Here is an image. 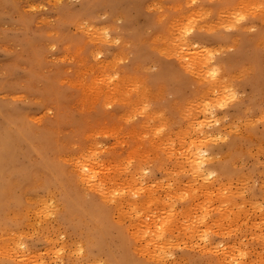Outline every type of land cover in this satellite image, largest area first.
Masks as SVG:
<instances>
[{
    "label": "rangeland",
    "instance_id": "1",
    "mask_svg": "<svg viewBox=\"0 0 264 264\" xmlns=\"http://www.w3.org/2000/svg\"><path fill=\"white\" fill-rule=\"evenodd\" d=\"M260 16L263 0H0V264H264Z\"/></svg>",
    "mask_w": 264,
    "mask_h": 264
},
{
    "label": "bare ground",
    "instance_id": "2",
    "mask_svg": "<svg viewBox=\"0 0 264 264\" xmlns=\"http://www.w3.org/2000/svg\"><path fill=\"white\" fill-rule=\"evenodd\" d=\"M185 1H186V0H185ZM239 1H240V0H239ZM247 1H248V0H247ZM263 1H264V0H263ZM241 4H242V3H241ZM260 4H262V3H260ZM243 5H244V4H243ZM234 6H235V5H234ZM261 6H262V5H261ZM240 7H241V6H240ZM244 7H245V6H244ZM207 8H208V7H207ZM232 8H233V7H232ZM234 8H235V7H234ZM238 9H239V8H238ZM241 9H242V8H241ZM260 9H263V8L261 7ZM203 10H204V9H203ZM228 10H229V9H228ZM189 11H190V10H189ZM234 11H235V10H234ZM238 11H239V10H238ZM190 12H191V11H190ZM255 12H256V11H255ZM187 13H188V12H187ZM191 13H192V12H191ZM226 13H227V12H226ZM228 13L230 14L229 11H228ZM245 13H246V12H245ZM208 14H209V13H208ZM229 14H228V15L226 14V15L229 16V18L231 19L233 16L231 17L230 15H233L234 13L232 12V14H230V15H229ZM237 14H238V13H237ZM193 15H194V14H193ZM219 15H220V14H219ZM204 17H205V16H204ZM219 17H220V16H219ZM234 17L236 18V15H235ZM238 17H240V16H238ZM184 18H185V17H184ZM186 18H187V17H186ZM220 18H222V17H220ZM220 18H219V21L222 20L223 22H225V21L223 20V18H222V19H220ZM225 18H226V17H225ZM179 19H180V18H179ZM187 19H188V18H187ZM215 19H217V18L215 17ZM226 19H227V18H226ZM226 19H225V20H226ZM232 19H233V18H232ZM232 19L230 20L231 22H232ZM262 19H264V18H262ZM191 20H192V19H191ZM233 20H235V19H233ZM236 20H237V19H236ZM236 20H235V23H234V24H236V22H237ZM177 21H178V20H177ZM219 21H218V23H219ZM158 22H159V21H158ZM223 22H222V24H223ZM227 23H228V22L226 21V24H227ZM229 23H230V22H229ZM229 23H228V25H229ZM168 24H169V23H168ZM170 24H171V23H170ZM176 24H177V23H176ZM214 24H215V23H214ZM216 24H217V23H216ZM222 24H221V25H222ZM231 24H232V23H231ZM185 25H186V24H185ZM194 25H195V24H194ZM211 25H212V24H211ZM218 25H219V24H218ZM232 25H233V24H232ZM209 26H210V25H209ZM209 26H208V27H209ZM222 26H223V25H222ZM249 26H250V24H249ZM251 26H252V25H251ZM180 27H181V26H180ZM196 27H198V26H196ZM203 28H204V27H203ZM203 28H202V29H203ZM206 28H207V27H206ZM212 28H213V25H212ZM244 28H246V27H244ZM167 29H168V28H167ZM172 29H173V28H172ZM186 29H188V27H187ZM247 29H248V28H247ZM212 30H214V29H212ZM88 31H89V30H88ZM97 32H99V31H97ZM241 33H242V32H241ZM170 35H171V34H170ZM93 36H94V35H93ZM249 36H250V35H249ZM164 37H165V36H164ZM233 38H234V37H233ZM159 39H160V38H159ZM171 39H172V38H171ZM185 39H186V38H185ZM146 40H147V39H146ZM178 40H179V39H178ZM234 41H235V38H234ZM235 42H236V41H235ZM256 42H257V41H256ZM152 43H153V42H152ZM173 43H174V42H173ZM179 43H180V41H179ZM174 44H175V43H174ZM183 44H184V43H182V45H183ZM170 45H171V44H170ZM216 45H217V44H216ZM232 45H233V44H232ZM214 46H215V45H214ZM227 46H228V45H227ZM229 46H230V45H229ZM175 47L178 48V46H175ZM222 47H223V46H222ZM171 48H172V47H171ZM176 48H174V49L176 50ZM184 48H185V47H184ZM213 49H214V48H213ZM215 49H216V48H215ZM179 50H180V49H179ZM209 50H210V49H209ZM166 51H167V50H166ZM169 51H170V50H169ZM192 51H194V50H192ZM210 51H212V50H210ZM174 52H175V51H174ZM182 52H183V51H182ZM189 52H190V51H189ZM196 52H197V51H196ZM198 52H199V51H198ZM164 53H166V52H164ZM184 53H185V51H184ZM187 53H188V52H187ZM192 53H193V52H192ZM166 54H167V53H166ZM188 54H190V53H188ZM201 54H202V53H201ZM205 54H206V53H205ZM196 56H197V55H196ZM206 56H207V55H206ZM210 56H211V55H210ZM182 57H183V56H182ZM193 58H194V57H192V59H193ZM203 58H204V57H203ZM209 58H210V57H209ZM189 59H191V58H188L187 61H188V62H191ZM194 59H195V58H194ZM196 59H197V60H196ZM196 59H195V60H196L197 62H199V63H197L196 61H194V63L196 62V65L198 64V67H199V65H200V68H201V67H202V66H201V65H202V63H201L202 60L199 58V56H197ZM199 59H200L201 62L199 61ZM121 60H122V59H121ZM185 61H186V60H185ZM192 61H193V60H192ZM181 62H183V60H181L180 63H181ZM208 62H209V61H208ZM183 63H184V62H183ZM192 63H193V62H191V64H192ZM200 63H201V64H200ZM203 63H204V60H203ZM204 64H205V63H204ZM215 65H216V64H215ZM233 65H234V64H233ZM90 66H91V65H90ZM145 66H146V64H145ZM147 66H148V65H147ZM192 66H193V65H192ZM93 67H94V66H93ZM185 67H187V66H185ZM195 67H196V66H195ZM198 67H196V68H198ZM206 67H207V66H206ZM214 67H215V66H214ZM134 68H135V67H134ZM187 68H188V67H187ZM143 69H144V68H143ZM143 69H142V70H143ZM147 69H148V68H147ZM147 69H146V70H147ZM203 69L206 70L205 67H203ZM203 69H199V71H200V70L204 71ZM208 69H209V68H208ZM210 69L212 70V68H210ZM218 69H219V68H218ZM245 69H246V68H245ZM194 70H195V69H194ZM239 70H240V69H239ZM78 71H79V70H78ZM86 71H87V70H86ZM86 71H85V72H86ZM199 71H198V73H199ZM202 71H200L202 74H198V75H203V73L205 74V72H202ZM207 71H208V70H206V73L208 74ZM209 71H210V70H209ZM248 71H249V70H248ZM196 72H197V71H196ZM215 72H216V71H215ZM215 72H213V73L215 74ZM209 73H210V72H209ZM216 73H217V72H216ZM234 73H235V72H234ZM234 73H233V74H234ZM194 74H195V73H194ZM196 74H197V73H196ZM214 74H213V75H214ZM224 74H225V73H224ZM245 74H246V73H245ZM210 75H212V73H211V74H208V77H209V78H212V80L215 79V78L219 79V78H218L219 76L216 77V75H215V77H214L213 75H212V76H210ZM84 76H85V75H84ZM205 76H206V75H205ZM91 77H92V76H91ZM202 77H203V76H202ZM213 77H214V78H213ZM232 77H234V76H232ZM239 77H240V76H239ZM241 77H242V75H241ZM92 78H93V77H92ZM130 78H132V77H130ZM121 79H122V78H121ZM206 79H208V78H206ZM229 79H230V78H229ZM122 80H123V79H122ZM122 80H121V81H122ZM219 80H220V79H219ZM219 80H218V81H219ZM209 81H210V79H209ZM214 81H215V80H214ZM220 81H221V80H220ZM220 81H219V82H220ZM230 81H231V80H230ZM83 82H84V81H83ZM109 82H110V81H109ZM115 82H116V81H115ZM129 82H130V81H129ZM138 82H139V81H138ZM138 82H137V83H138ZM141 82H142V81H141ZM112 83H113V82H112ZM211 83H212V81H211ZM217 83H218V82H217ZM77 84H78V83H77ZM132 84H133V83H132ZM214 84H216V83H214ZM92 85H93V84H92ZM116 85H117V84H116ZM116 85H114V88H117V87H115ZM219 85H220V84H219ZM220 86H221V85H220ZM126 87H127V86H126ZM259 87H260V86H259ZM86 88H87V87H86ZM107 88H108V86H107ZM129 88H130V87H129ZM136 88H138V87H136ZM136 88H135V89H136ZM207 88H208V87H207ZM109 89H110V88H109ZM144 89H145V87H144ZM208 89H209V88H208ZM211 89H212V88H211ZM213 89H214V88H213ZM217 89H218V88H217ZM84 90H85V89H84ZM111 90H112V89H111ZM115 90H116V89H115ZM130 90H131V89H129V91H130ZM206 90H207V89H206ZM148 91H149V90H148ZM216 91H217V90H216ZM241 91H242V90H241ZM88 92H89V91H88ZM100 92H101V91H100ZM102 92H103V91H102ZM110 92H111V91H110ZM110 92H108V93H110ZM119 92H120V91H119ZM149 92H150V91H149ZM160 92H161V91H160ZM213 92H214V91H213ZM123 93H124V92H123ZM262 93H263V92H262ZM94 94H95V93H94ZM219 94H220V92H219ZM106 95H107V94H106ZM120 95H122V94H120ZM125 95H126V93H125ZM125 95H124V96H125ZM155 95H156V94H155ZM215 95H216V93H215ZM217 95H218V94H217ZM205 96H208V95L206 94ZM205 96H203V97L205 98ZM219 96H222V95H218L217 98H215V96H213L214 98H212V99H215V100L217 99V100H218V97H219ZM252 96H253V95H252ZM106 97H107V96H106ZM109 97H110V96H109ZM120 97H122V96H120ZM125 97H126V96H125ZM144 97H145V96H144ZM154 97H155V96H154ZM203 97H201V98H203ZM223 97H224V96H223ZM209 98H211V97L209 96ZM128 99H129V98H128ZM152 99H153V98H152ZM212 99H210V100H212ZM232 99H233V98H232ZM137 100H138V98H137ZM185 100H186V99H185ZM208 100H209V99H208ZM215 100H213L214 104H215ZM125 101H127V100L125 99ZM192 101H193V99H192ZM196 101H197V99H196ZM202 101H203V100H202ZM205 101H206V100H205ZM230 101H231V100H230ZM121 102H122V101H121ZM133 102H134V101H133ZM139 102H140V101H139ZM206 102H207V101H206ZM211 102H212V101H211ZM211 102H210V103H211ZM213 102H212V106H213ZM216 102H217V101H216ZM127 103H128V102H127ZM196 103L198 104V102H196ZM135 104H136V106H137V103H135ZM140 104H141V103H140ZM145 104H146V103H145ZM204 104H205V103H204ZM217 104H218V103H217ZM220 104H221V103H220ZM150 105H151V104H150ZM190 105H191V103H190ZM190 105H189V106H190ZM192 105H195V104H192ZM208 105H209V104H208ZM185 106H186V105H185ZM185 106H184V107H185ZM195 106H196V105H195ZM197 106H198V105H197ZM137 107H138V106H137ZM137 107H136V108H137ZM148 107H149V106H148ZM148 107H147V108H148ZM175 107H176V106H175ZM192 107H193V106H192ZM205 107H206V106H205ZM205 107H203V108L201 107V108L203 109V111H202V110H198V111H200V112H204V111H206L207 108L204 109ZM207 107H209V106H207ZM138 108H139V107H138ZM185 108H186V107H185ZM185 108H182L183 111H186V110H184ZM211 108H212V107H211ZM199 109H200V108H199ZM134 110H135V109H134ZM137 110H138V109H137ZM139 110H140V109H139ZM150 110H151V109H149V111H150ZM187 110H188V109H187ZM132 111H133V110H132ZM144 111H145V110H144ZM144 111H143V112H144ZM161 111H163V110H161ZM183 111H180V114H182L181 112H183ZM260 111H261V110H260ZM143 112H142V113H143ZM150 112H151V111H150ZM189 112H190V111H189ZM213 112H214V111H213ZM133 113H134V112H133ZM145 114H146V112H145ZM183 114H184V113H183ZM183 114H182V115H183ZM204 114H205V113H204ZM208 114H209V113H208ZM262 114H263V113H262ZM153 115H154V114H153ZM186 115H187V114H185L184 116H186ZM188 115H189V114H188ZM188 115H187V116H188ZM205 115H206V114H205ZM216 115H217V114H216ZM218 115H219V114H218ZM162 116H163V115H162ZM202 116H203V115H202ZM220 117H221V116H220ZM260 117H261V116H260ZM194 118H196V116H195ZM204 118H205V117H204ZM215 118H217V117H215ZM176 119H177V118H176ZM201 119H202V118H201ZM201 119H200V120H201ZM144 120H145V119H144ZM174 120H175V119H174ZM208 120H209V119H208ZM189 121H190V119H189ZM195 121H196V120H195ZM202 121H204V119H203ZM202 121H201V124L204 123V122H202ZM209 121H210V120H209ZM237 121H238V120H237ZM260 121H261V120H260ZM142 122H143V121H142ZM199 122H200V121H199ZM199 122H198V123H199ZM205 122H206V121H205ZM251 122H252V121H251ZM254 122H255V120H254ZM4 123H5V122H4ZM207 123H208V122H207ZM249 123H250V121H249ZM154 124H155V123H154ZM225 124H226V123H225ZM186 125H189V124H186ZM227 125H228V124H227ZM229 125H230V124H229ZM183 126H184V125H183ZM224 126H225V125H224ZM102 127H103V126H102ZM119 127H120V126H119ZM131 127H132V126H131ZM200 127H201V125H200ZM228 127H229V126H228ZM234 127H235V125H234ZM234 127H233V128H234ZM192 128H193V127H192ZM192 128H191V129H192ZM194 128H195V127H194ZM194 128H193V129H194ZM263 128H264V127H263ZM196 129H199V130L201 131V128L196 127ZM235 129H236V128H235ZM103 130H104V129H103ZM178 130H179V129H178ZM205 130H206V129H205ZM236 130H237V129H236ZM179 131H180V130H179ZM195 131H197V130H195ZM239 131H240V130H239ZM153 132H154V131H153ZM182 132H183V130H182ZM192 132H193V131H192ZM213 132H214V130H213ZM224 132H225V131H224ZM235 132H236V131H235ZM240 132H241V131H240ZM130 133H131V132H130ZM132 133H133V132H132ZM139 133H140V132H139ZM139 133H138V134H139ZM141 133H142V132H141ZM154 133H155V132H154ZM176 133H177V132H175V134H176ZM184 133H185V132H184ZM190 133H191V132H190ZM197 133H198V132H197ZM114 134H115V133H114ZM143 134H144V133H143ZM143 134H142V135H143ZM167 134H168V133H167ZM188 134H189V133H188ZM195 134H196V133H195ZM210 134H211V133H210ZM235 134H236V133H235ZM142 135H141V136H142ZM146 135H147V134H146ZM181 135H182V134H181V132H180V134H179V138H180ZM213 135H214V134H213ZM215 135H216V134H215ZM243 135H244V134H243ZM261 135H262V134H261ZM13 136H14V135H13ZM138 136H139V135H138ZM141 136H140V137H141ZM155 136H156V135H155ZM167 136H168V135H167ZM167 136H166V137H167ZM182 136H183V135H182ZM186 136H187V135H186ZM202 136H205V135H202ZM208 136H209V135L207 134L206 137H208ZM211 136H212V134H211ZM156 137H157V136H156ZM183 137H184V136H183ZM206 137H205V138H206ZM120 138H121V137H120ZM177 138H178V137H177ZM177 138H176V139H177ZM200 139H201V138H200ZM202 139H203V138H202ZM206 139H208V140H207V143H208V142H209V138H206ZM214 139H216V138H214ZM250 139H251V138H250ZM184 140H185V139H184ZM192 140H194V139H192ZM192 140H191L190 143H192ZM197 140H198V139H197ZM150 141H151V139H150ZM158 141H159V139H158ZM168 141H169V140H168ZM181 141H183V140H181ZM200 141H201V140H200ZM205 141H206V140L203 139L202 142L205 143ZM96 142H97V141H96ZM124 142H125V141H124ZM154 142H155V141H154ZM178 142H179V141H178ZM195 142H197V141H195ZM198 142H199V141H198ZM91 143H92V142H91ZM150 143H151V142H150ZM173 143H174V142H173ZM200 143H201V142H200ZM13 144H14V143H13ZM154 144H156V143H154ZM166 144H167V143H166ZM166 144H165V145H166ZM180 144H181V143H180ZM94 145H95V144H94ZM183 145H184V144H183ZM205 145H206L205 147H206V149H207V144H205ZM235 145H236V144H235ZM87 146H88V145H87ZM152 146H153V145H152ZM177 146H178V145H177ZM194 146H196L195 143H194ZM257 146H258V144L256 145V147H257ZM263 146H264V145H263ZM156 147H157V146H156ZM178 147H180V146H178ZM192 147H193V146H192ZM198 147H200V145H199ZM198 147H197V148H198ZM249 147H250V146H249ZM256 147H255V148H256ZM260 147H261V146H260ZM260 147H259V148H260ZM166 148H168V147H166ZM172 148H173V145H172ZM190 148H191V147H190ZM190 148H189V146H188V150H189ZM193 148H194V147H193ZM193 148H192V149H193ZM243 148H244V147H243ZM1 149H2V148H1ZM1 149H0V150H1ZM33 149H34V148H33ZM132 149H133V148H132ZM185 149H187V148H185ZM232 149H233V148H232ZM241 149H242V148H241ZM248 149H249V148H248ZM257 149H258V148H257ZM169 150H170V149H169ZM194 150H195V149H194ZM194 150H193V151H194ZM236 150H237V149H236ZM130 151H131V150H130ZM136 151H137V150H136ZM193 151H191V153H192ZM197 151H198V150H197ZM201 151H202L201 154H203V156H204V158H205V156L208 155V154H206L205 151L203 152V150H201ZM228 151H229V150H228ZM239 151H240V148H239ZM146 152H147V151H146ZM149 152H150V151H149ZM164 152H165V151H164ZM183 152H187V151H184V150H183ZM253 152H254V151H253ZM132 153H133V151H132ZM169 153H170V151H169ZM154 154H155V153H154ZM176 154H177V153H176ZM180 154H181V153H180ZM180 154H179V155H180ZM198 154H199V153H198ZM0 155H1V157H2V154H0ZM87 155L89 156V154H87ZM126 155H127V154H126ZM132 155H133V154H132ZM164 155H165V154H164ZM173 155H174V153H173ZM183 155H185V154H183ZM187 155L190 156V153H188ZM199 155H200V154H199ZM213 155H214V154H213ZM215 155H216V154H215ZM240 155H241V154H240ZM255 155H256V154H255ZM77 156H78V155H77ZM142 156H143L142 158H144V155H143V154H142ZM170 156H171V154L169 155V157H170ZM174 156H176V155H174ZM180 156H182V155H180ZM201 156H202V155H201ZM210 156H211V155H210ZM1 157H0V158H1ZM145 157H146V156H145ZM184 157H185V156H184ZM195 157H196V156H195ZM195 157H192V156H191L190 158L195 159ZM215 157H217V156H215ZM225 157H226V156H225ZM6 158H7V157H6ZM120 158H121V157H120ZM178 158H179V157H178ZM185 158H186V157H185ZM190 158H188V159H190ZM197 158H199V157H197ZM206 158H208V157H206ZM102 159H103V158H102ZM188 159H187V160H188ZM199 159H200V158H199ZM201 159L203 160V161H201V162H204V159H203V158H201ZM256 159H257V158H256ZM4 160H5V158H4ZM175 160H176V159H175ZM187 160H186V161H187ZM195 160H197V159H195ZM103 161H104V160H103ZM184 161H185V160H184ZM184 161H183V162H184ZM190 161H191V159H190ZM199 161H200V160H199ZM252 161H253V160H252ZM4 162H5V161H4ZM108 162H109V161H108ZM112 162H113V161H112ZM183 162H182V163H183ZM191 162L194 163L193 160H192ZM259 162H260V161H259ZM0 163H1V162H0ZM5 163H6V162H5ZM105 163H106V162H105ZM115 163H116V161H115ZM129 163H130V162H129ZM192 163H191V164H192ZM199 163H200V162H199ZM200 164L202 165V163H200ZM241 164H242V162H241ZM175 165H176V164H175ZM184 165H185V164H184ZM188 165H189V164H188ZM234 165H235V164H234ZM2 166H3V165H2ZM52 166H53V165H52ZM111 166H112V165H111ZM111 166H110V167H111ZM117 166H118V165H117ZM159 166H160V165H159ZM198 166H199V165H197V167H198ZM203 166H204V165H203ZM222 166H223V165H222ZM104 167H105V166H104ZM115 167H116V166H115ZM140 167H142V166L140 165ZM178 167H179V166H178ZM197 167H196V169H197ZM85 168H86V169H85ZM118 168H120V167H118ZM172 168H173V167H172ZM179 168H180V167H179ZM182 168H183V167H182ZM184 168H185V171H186V167H184ZM201 168H203V167L201 166ZM113 169H115V168H113ZM135 169H136V168H135ZM198 169H199V168H198ZM205 169H207V170H205ZM208 169H209V167H208V168L205 167V168L203 169V170H205V171H204L205 174H210L211 170H208ZM222 169H223V168H222ZM222 169H221V170H222ZM76 170H77L78 177H79L81 180H83L84 182H90V181L92 180V178L94 177V171H93V169H92V168L90 167V165L87 164L86 162H81V163H79L78 166H76ZM138 170H139V169H138ZM166 170H167V169H166ZM189 170H190V169H189ZM115 171H116V170H115ZM141 171H142V170H141ZM180 171H181V170H180ZM227 171H228V170H227ZM112 172H113V171H112ZM190 172H191V171H190ZM196 172L198 173V170H196ZM1 173H2V172H1ZM129 173H130V172H129ZM194 173H195V171H194ZM201 173H202V172H200V175H201ZM217 173H218V172H217ZM226 173H227V172H226ZM226 173H225V174H226ZM130 174H131V173H130ZM178 174H179V173H178ZM128 175H129V174H128ZM226 175H227V174H226ZM56 176H57V175H56ZM130 176L132 177L133 175H130ZM197 176H199V175H197ZM197 176H196V177H197ZM204 176H205V175H204ZM229 176H230V175H229ZM64 177H65V176H64ZM99 177H100V176H99ZM116 177H117V176H116ZM192 177H193V176H192ZM194 177H195V176H194ZM207 177H208V176H207ZM225 177H226V176H225ZM227 177H228V176H227ZM1 178H3V176H2ZM5 178H6V177H5ZM164 178H165V177H164ZM190 178H191V177H190ZM201 178H203V177H201ZM201 178H200V179H201ZM204 178H205V177H204ZM65 179H67V178H65ZM97 179H98V178H97ZM97 179H96V180H97ZM100 179H102V178H100ZM127 179H128V177H127ZM129 179H130V178H129ZM187 179L189 180V178H186V180H187ZM220 179H221V178H220ZM238 179H239V178H238ZM1 180H2V179H1ZM55 180H56V182L59 183V185L64 189V192H65V191L67 190V185H69V184H67V183L65 184L66 181L64 182L63 179H61V180H57V178L55 177ZM93 180H94V179H93ZM103 180H104V179H103ZM188 180H187V181H188ZM195 180H196V179H195ZM202 180H203V179H202ZM206 180H207V179H206ZM209 180H210V179H209ZM239 180H241V179H239ZM245 180H246V179H245ZM250 180H252V179H250ZM174 181H175V180H174ZM180 181H181V180H180ZM237 181H238V180H237ZM237 181H236V182H237ZM108 182H109V181H108ZM124 182H125V181H124ZM166 182H167V181H166ZM176 182H177V181H176ZM183 182H184V181H183ZM190 182H191V180H190ZM225 182H226V181H225ZM241 182H242V181H241ZM134 183H135V182H134ZM245 183H246V182H245ZM123 184H124V183H123ZM123 184H122V185H123ZM130 184H131V183H130ZM132 184H133V183H132ZM143 184H144V183H143ZM159 184H160V183H159ZM205 184H207V183H205ZM240 184H241V183H240ZM243 184H244V183H243ZM122 185H120V186H122ZM125 185H126V183H125ZM138 185H140V184H138ZM138 185H136V186H138ZM155 185H157V184H155ZM168 185H170V184H168ZM232 185H234V184H232ZM238 185H239V184H238ZM238 185H237V186H238ZM241 185H242V184H241ZM253 185H254V184H253ZM95 186H96V185H95ZM143 186H144V185H143ZM157 186L160 188L159 185H157ZM157 186H156V187H157ZM184 186L186 187V184H185ZM198 186H200V185H198ZM215 186H216V185H215ZM237 186H236V187H237ZM245 186H246V185H245ZM52 187H53V186H52ZM86 187H87V186H86ZM100 187H101V186H100ZM100 187H99V188H100ZM131 187H132V186H131ZM133 187H134V185H133ZM175 187H176V186H175ZM189 187H191V186H189ZM209 187H210V186H209ZM225 187H226V186H225ZM238 187H239V186H238ZM238 187H237V188H238ZM87 188H88V187H87ZM179 188H180V187H179ZM193 188H194V186H193ZM196 188H197V187H196ZM218 188H219V187H218ZM221 188H222V187H221ZM230 188H231V187H230ZM233 188H235V187H233ZM111 189L113 190L114 188H111ZM111 189H110V193H112L113 196L115 197V195H114L115 192L113 193ZM180 189H181V188H180ZM180 189H179V190H180ZM182 189H183V188H182ZM238 189H239V188H238ZM94 190H95V189H94ZM136 190H137V189H136ZM187 190H188V189H187ZM205 190H206V189H205ZM98 191H99V190H98ZM102 191H103V190H102ZM116 191H117V190H116ZM150 191H151V190H150ZM163 191H164V190H163ZM185 191H186V190H185ZM190 191H191V190H190ZM227 191H228V190H227ZM232 191H233V189H232ZM235 191H236V190H235ZM0 192H1V191H0ZM52 192H53V191H52ZM100 192H101V191H100ZM100 192H99V193H100ZM132 192H133V191H132ZM146 192H147V191H146ZM210 192H211V191H210ZM244 192H245V191H244ZM3 193H4V191H3ZM3 193L1 192V196H2ZM117 193H118V192H116V194H117ZM172 193H173V192H172ZM190 193H191V192H190ZM200 193H201V192H200ZM207 193H208V192H207ZM224 193H225V192H223V195H224ZM227 193H229V192H227ZM263 193H264V192H263ZM101 194H102V193H101ZM107 194H108L109 197H107ZM173 194H174V193H173ZM215 194H216V193H215ZM3 195H4V194H3ZM118 195H119V193H118ZM207 195H208V194H207ZM207 195H205L206 198H207ZM220 195H221V194H220ZM223 195H221V196H223ZM225 195H226V193H225ZM263 195H264V194H263ZM102 196H103V195H102ZM102 196H101V197H102ZM113 196H111V194H109V191H108V193H106V197H107V199H109V198H111V197L113 198ZM174 196H175V195H174ZM196 196H197V195H196ZM196 196H195V197H196ZM241 196H242V195H241ZM75 197H76V195H75ZM106 197H105V198H106ZM186 197H188V196H186ZM186 197H185V198H186ZM224 197H225V196H224ZM229 197H230V196H229ZM229 197H227V198H229ZM259 197H260V196H259ZM1 198H2V197H1ZM3 198H4V197H3ZM78 198H79V197H77V199H78ZM112 198H111V199H112ZM203 198H204V197H203ZM208 198H209V197H208ZM225 198H226V197H225ZM247 198H248V197H247ZM247 198H246V199H247ZM260 198H261V197H260ZM263 198H264V197H263ZM217 199H218V198H217ZM242 199H243V198H242ZM73 200H74V198H73ZM101 200H102V199H101ZM101 200H100V201H101ZM171 200H172V199H171ZM195 200H196V199H195ZM220 200H221V199H220ZM229 200H230V199H229ZM63 201H64V200H63ZM117 201H118V199H117ZM119 201H121V199H120ZM196 201H197V200H196ZM217 201H218V200H217ZM226 201H227V200H226ZM133 202H135V201H133ZM211 202H212V201H210V203H211ZM234 202H235V201H234ZM243 202H245V201H243ZM171 203H172V202H171ZM175 203H176V202H175ZM175 203H174V204H175ZM193 203H195V202H193ZM205 203H206V202H205ZM219 203H220V201H219L217 204H219ZM239 203H240V202H239ZM0 204H1V203H0ZM2 204H3V203H2ZM67 204H68V203H67ZM129 204H130V203H129ZM133 204H136V203H133ZM133 204H131V205H133ZM212 204H213V203H212ZM4 205H5V204H4ZM55 205H56V204H55ZM83 205H84V204H83ZM222 205H223V204H222ZM225 205H226V204H225ZM232 205H234L233 202H232ZM232 205H231V206H232ZM58 206H59V205H58ZM58 206H56V207H58ZM98 206H100V205H98ZM129 206H130V205H129ZM136 206H137V205H136ZM138 206H139V205H138ZM170 206H171V205H170ZM8 207H9V206H8ZM45 207H46V206H45ZM45 207H44V208H45ZM209 207H210V206H209ZM254 207H256V206H254ZM73 208H76V207H74V206H67V210H69V211H71ZM99 208L101 209V206H100ZM163 208H164V207H163ZM173 208H174V207H173ZM173 208H172V210H174ZM183 208H184V207H183ZM188 208H189V207H188ZM188 208H187V209H188ZM192 208H193V207H192ZM227 208H228V207H227ZM237 208H238V206H237ZM256 208H257V207H256ZM45 209H46V208H45ZM92 209H93V208H92ZM122 209H123V208H122ZM125 209H126V207H125ZM208 209H209V208H208ZM224 209H225V208H224ZM229 209H230V208H228V210H229ZM244 209H245V208H244ZM73 210H74V209H73ZM176 210H177V209H176ZM219 210H220V209H219ZM235 210H236V209H235ZM251 210H252V209H251ZM251 210H249V211H251ZM51 211H52V210H51ZM74 211H75V210H74ZM115 211H116V210H115ZM126 211H127V209H126ZM128 211H129V210H128ZM184 211H185V210H184ZM191 211H192V210H191ZM191 211H189V212L191 213ZM94 212H95V211H94ZM100 212H101V211H100ZM185 212H186V211H185ZM189 212H188V213H189ZM223 212H224V211H223ZM243 212H244V211H243ZM74 213H76V212H74ZM98 213H99V212H98ZM107 213H108V212H107ZM188 213H187V215H188ZM32 214H33V213H32ZM173 214H174V213H173ZM182 214H183V213H182ZM184 214H185V213H184ZM244 214H245V213H244ZM30 215H31V214H30ZM95 215H96V214H95ZM97 215H98V214H97ZM99 215H100V214H99ZM187 215H186V216H187ZM256 215H257V213H256ZM261 215H262V214H261ZM263 215H264V214H263ZM50 216H51V215H50ZM191 216H192V215H191ZM195 216H196V215H195ZM197 216H198V215H197ZM223 216H224V215H223ZM129 217H130V216H129ZM193 217H194V216H193ZM198 217H199V216H198ZM226 217H228V216H226ZM150 218H151V217H150ZM184 218H185V217H184ZM228 218H230V217H228ZM228 218H227V219H228ZM231 218H232V217H231ZM245 218H246V217H245ZM259 218H260V215H259ZM118 219H119V218H118ZM185 219H186V218H185ZM216 219H218V218H215V220H216ZM177 220H178V219H177ZM186 220H187V219H186ZM189 220H190V219H189ZM211 220H212V219H211ZM233 220H234V218H233ZM240 220H241V219H240ZM260 220H261V219H260ZM92 221H95V222H96V227H94V228L99 229V228L101 227V229H100V232H101V233L110 232V231L112 230V228H113L111 222H109V221H105V219L103 220V215H102V219H98V217H96V218H93ZM92 221H91V222H92ZM137 221H138V220H137ZM160 221H161V220L157 221V220L153 219V221H152L151 223H149V224L147 223V225L144 226V227H145V230H146V228H149V227H154V229H155V227L158 228V227L160 226V225H158V224H160ZM168 221H169V220H168ZM180 221H181V220H180ZM180 221H179V222H180ZM197 221H198V220H197ZM242 221H243V220H242ZM30 222H31V221H30ZM192 222H193V220H192ZM225 222H226V221H225ZM239 222H241V221H239ZM245 222H246V221H245ZM245 222H244V223H245ZM254 222H255V221H254ZM92 223H93V222H92ZM128 223H129V222H128ZM174 223H175V222H174ZM180 223H181V222H180ZM182 223H183V222H182ZM221 223H222V222H221ZM221 223H220V224H221ZM250 223H251V222H250ZM29 224H30V223H29ZM132 224H133V223H132ZM134 224H135V223H134ZM141 224H143V223H141ZM167 224H168V223H167ZM188 224H189V223H188ZM216 224H217V223H216ZM239 224H240V223H239ZM161 225H163V224H161ZM164 225H165V224H164ZM174 225H175V224H174ZM176 225H177V224H176ZM179 225H180V224H179ZM189 225H190V224H189ZM208 225H209V224H208ZM213 225H214V224H213ZM222 225H223V224H222ZM107 226H109V229H106ZM135 226H137V225H135ZM177 226H178V225H177ZM184 226H185V225H184ZM196 226H198V225H196ZM225 226H226V225H225ZM160 227H161V226H160ZM160 227H159V228H160ZM162 227L164 228V226H162ZM162 227H161V229H162ZM165 227H168V225L165 226ZM172 227H174V226H172ZM263 227H264V226H263ZM135 228H136V227H135ZM179 228H180V227H179ZM191 228H192V227H191ZM191 228H190V229H191ZM253 228H254V227H253ZM161 229H160V230H161ZM198 229H199V228H198ZM200 229L202 230V228H200ZM133 230H134V229H133ZM155 230H156V229H155ZM165 230H166V229H165ZM167 230H168V229H167ZM167 230H166V231H167ZM194 230H195V229H194ZM194 230H192V231L194 232ZM223 230H224V229H223ZM249 230H250V229H249ZM186 231H187V230H186ZM192 231H190V233H189V232H188V233L191 234ZM143 232H144V230H143ZM260 232H261V230H260ZM101 233H100V234H101ZM194 233H195V232H194ZM196 233H197V232H196ZM196 233H195V234H196ZM200 233H201V232H200ZM183 234H184V233H183ZM154 235H155V234H154ZM164 235H165V234H164ZM199 235H201V234H199ZM6 236H7V235H6ZM121 236H123V235H121ZM253 236H254V235H253ZM148 237H149V235H148ZM190 237H191V236H190ZM193 237H194V236H193ZM244 237H245V236H244ZM16 238H17V237H16ZM123 238H124V237H123ZM157 238H158V237H157V235H156V239H157ZM161 238H162V237H161ZM191 238H192V237H191ZM240 238H241V237H240ZM255 238H257V236H256ZM167 239H168V238H167ZM179 239H180V238H179ZM179 239H178V240H179ZM189 239H190V238H189ZM15 240H16V239H15ZM77 240H78V239H77ZM121 240H122V239H121ZM121 240H120V241H121ZM126 240H127V239H126ZM154 240H155V239H154ZM172 240H173V239H172ZM172 240H171V241H172ZM152 241H153V240H152ZM156 241H157V240H156ZM162 241H163V240H162ZM168 241H169V240H168ZM76 242H77V241H76ZM159 242H160V241H159ZM172 242H173V241H172ZM174 242H175V241H174ZM79 243H80V242H79ZM121 243H122V242H121ZM205 243H206V242H205ZM162 244H163V243H162ZM164 244H165V240H164ZM168 244H169V243H168ZM217 244H218V243H217ZM78 245H79V244H78ZM236 245H237V244H236ZM156 246H157V245H156ZM172 246H173V245H172ZM123 248H124V245H123ZM135 248H136V247H135ZM215 248H216V247H215ZM233 248H234V247H233ZM126 249H127V248H126ZM126 249L123 250L121 256H124V257H125V254L128 252V250L125 252ZM141 249H142V248H141ZM144 249H145V248H144ZM157 249H158V248H157ZM231 249H232V248H231ZM162 250L164 251V249H162ZM162 250H161V251H162ZM242 250L244 251V249H242ZM246 250L248 251V249H246ZM121 251H122V250H121ZM121 251H120V252H121ZM145 251H146V250H145ZM147 251H148V250H147ZM224 251H225V250H224ZM154 252H155V251H154ZM244 252H245V251H244ZM251 252H252V251H251ZM130 253H131V252H130ZM146 253H147V252H146ZM149 253H150V252H149ZM156 253H157V252H156ZM158 253L160 254L159 250H158ZM162 253H163V252H162ZM168 253H169V252H168ZM237 253H238V252H237ZM252 253H253V252H252ZM120 254H121V253H119V255H120ZM131 254H132V253H131ZM142 254H143V253H142ZM229 254H230V251H229ZM246 254H247V253H246ZM255 254H256V253H255ZM259 254H260V253H259ZM112 255H113V254H112ZM114 255H115V254H114ZM222 255H223V254H222ZM230 255H231V254H230ZM230 255H228L229 258L227 257V260H228V261L230 260V257H231ZM240 255H241V254H240ZM149 256H150V255H149ZM153 256H154V255H153ZM160 256H161V255H160ZM165 256H166V255H165ZM224 256H225V255H224ZM234 257H235V256H234ZM113 258H114L113 260H114V262H115V258H116V257L113 256ZM221 258H222V257H221ZM243 258H244V257H243ZM257 258H258V257H257ZM117 259H119V258H117ZM126 259H127V258H126ZM154 259H155V258H154ZM231 259H232V258H231ZM234 259H235V258H234ZM254 259H255V258H254ZM120 260H121V262H122V257L120 258ZM120 260H118V261H120ZM132 260H133V259H132ZM215 260H216V259H215ZM239 260H241V259H239ZM129 261H130V260H129ZM186 261H187V260H186ZM186 261H185V262H186ZM220 261H221V260H220ZM224 261H225V264H226V260H224ZM230 261H231V260H230ZM230 261H229V262H230ZM233 261H234V260H233ZM245 261H246V260H245ZM247 261H249V260H247ZM250 261H252V260H250ZM107 262H108V261H107ZM131 262H132V261H131ZM131 262H130V263H131ZM229 262H227V263H229ZM259 262H260V261H259ZM109 263H110V262H109ZM123 263H124V260H123L122 264H123ZM128 263H129V262H128ZM130 263H129V264H130ZM133 263H134V261H133ZM235 263H237V262H236V261H235V262H232V264H235ZM5 264H6V263H5ZM131 264H132V263H131ZM134 264H135V263H134ZM177 264H179V263H177ZM258 264H259V263H258Z\"/></svg>",
    "mask_w": 264,
    "mask_h": 264
},
{
    "label": "crops",
    "instance_id": "3",
    "mask_svg": "<svg viewBox=\"0 0 264 264\" xmlns=\"http://www.w3.org/2000/svg\"><path fill=\"white\" fill-rule=\"evenodd\" d=\"M252 15L255 16V14H252ZM259 15H261V14H258V16H259ZM260 18H262V17L260 16ZM241 32H242V33H241ZM237 33H238V34L246 33L244 27H242L240 31L238 30ZM239 37H240V36H239ZM247 41H250V40L241 37V41H240V44H239V48L245 47V44H246ZM250 42H251V41H250ZM258 49H259V47H258ZM255 50H256V49H254V54H256ZM262 51H264V47H263Z\"/></svg>",
    "mask_w": 264,
    "mask_h": 264
}]
</instances>
